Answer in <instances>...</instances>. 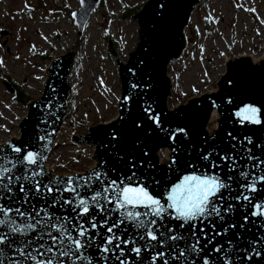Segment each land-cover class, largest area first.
Returning <instances> with one entry per match:
<instances>
[{
	"label": "water",
	"instance_id": "obj_1",
	"mask_svg": "<svg viewBox=\"0 0 264 264\" xmlns=\"http://www.w3.org/2000/svg\"><path fill=\"white\" fill-rule=\"evenodd\" d=\"M101 1L79 0L72 19L80 36ZM204 1L148 0L133 15L139 26V42L125 61L110 40L108 50L114 56L122 89L119 115L89 126L84 134L74 133V144L95 149V165L85 172L55 175L47 166L68 112L75 52L52 58L42 94L27 103L19 135L0 143V168L10 170L0 180V205L19 208L31 217L11 214L25 229L23 232L0 225V236L4 237L0 264H37L49 259L54 264H204L205 260L208 264H264V216L253 215L256 204L264 205V181L259 180L264 176V56L259 60L251 56L228 60L215 90L169 106L173 91L170 65L185 53L187 27ZM5 84L14 91L11 82ZM248 105L260 109V124L242 121L236 115ZM11 146L22 151L15 153ZM27 151L45 157L39 161L42 167L17 163ZM33 172L43 174L33 177ZM95 172L101 174L100 180L92 175ZM205 172L218 174L230 185L213 198L220 215L184 227L180 226L182 221L172 218L171 210L162 219L150 217L156 219L157 241L144 236L145 230L137 229L132 222L121 223L114 200L106 203L101 195L94 205L90 199L101 190V184L109 186L110 180L119 183L123 179L125 183L142 184L167 205L166 193L172 186L185 175ZM242 172L247 173L246 179ZM70 177L76 192L64 190ZM253 182L257 191H248ZM242 194L250 199H237ZM108 197L111 199L110 193ZM80 198L88 201V214L75 207ZM28 223L35 224V229L25 228ZM61 225L67 229L65 236L76 237L80 226L87 229L81 238L86 246L73 250L70 256H61L60 251L69 247L68 240L54 245L48 235L59 236ZM113 234L120 240H114L105 253L102 249ZM171 235L182 239L170 240ZM197 238L198 251L193 252L190 245ZM49 247L52 252L47 251ZM135 247L141 248L139 255L133 251Z\"/></svg>",
	"mask_w": 264,
	"mask_h": 264
},
{
	"label": "rangeland",
	"instance_id": "obj_2",
	"mask_svg": "<svg viewBox=\"0 0 264 264\" xmlns=\"http://www.w3.org/2000/svg\"><path fill=\"white\" fill-rule=\"evenodd\" d=\"M147 1L102 0L80 36L72 19L79 0H0V143L19 135L27 114V103L16 100L18 87L38 98L51 57L74 51L68 112L47 166L55 175L92 168L94 147L72 138L118 117L122 89L109 43L127 60L139 42L133 15ZM186 33L188 47L169 68L171 107L215 90L228 60L264 56V0H205ZM5 81L14 84L13 92Z\"/></svg>",
	"mask_w": 264,
	"mask_h": 264
},
{
	"label": "snow or ice",
	"instance_id": "obj_3",
	"mask_svg": "<svg viewBox=\"0 0 264 264\" xmlns=\"http://www.w3.org/2000/svg\"><path fill=\"white\" fill-rule=\"evenodd\" d=\"M83 3V0H81ZM238 117L241 118L242 121H247L252 124H260V109L258 107H254L252 105H248L243 107L239 112L236 113ZM12 151L15 153H20L22 149L20 147L11 146ZM45 159L42 157L38 152L34 151H27L25 156L22 160H18L17 163H23L26 165H38L39 161ZM207 159V157H205ZM227 159V157L225 158ZM15 167V164H13ZM215 167V165H213ZM10 171L7 168H0V180L3 179V173ZM42 172H33L32 176L35 177L36 175H42ZM95 176L97 180H100L101 174L99 172H95L92 174ZM106 175V174H105ZM241 176L245 179L247 178V173H241ZM90 176L88 179H91ZM17 180L20 177L16 178ZM28 179V177H25ZM231 179V178H229ZM11 181V178H9ZM131 180V177H129ZM259 180L264 181V176L259 177ZM109 186H103L101 184V190L98 191L95 195L91 196V201L94 205L98 204V198L103 195L106 203H111L113 200L115 201V208L117 211L121 212V223L124 220H128L133 223L134 227L137 229H144V236L148 237L151 241H157L158 236L156 235V219H149L150 217L155 218H163L166 213H169L172 218L182 221L183 223L180 225L184 227L185 225L192 224L193 222L200 220L201 218H207L212 215L219 216L220 215V208L217 207L216 203L214 202L213 198L218 197L221 190L230 187L218 174H208L205 172L203 175L199 174H188L185 175L178 183L171 187V189L166 193L167 198V205L161 202V199L152 195L149 190L143 186L142 184H133V183H125L123 179L120 180L118 183L117 181L110 180L108 182ZM121 185H123L121 187ZM242 187H244L242 185ZM23 187H21V191H23ZM36 190L39 191V181L36 184ZM46 190L51 192L52 188L46 186ZM60 189H58L59 191ZM68 192H76L77 188L73 186V178H68L66 183L65 189ZM248 191L255 192L257 191L255 182H253L247 188ZM110 193L111 199H109L108 194ZM244 199L249 200L250 198L247 195H241L237 197V199ZM68 203H72V201H67ZM76 208L82 209V214L89 213V203L87 200L80 198L78 203L75 205ZM103 207V206H101ZM255 212L253 215L257 216H264V205L256 204ZM144 209L143 212L138 211V209ZM15 212L17 215L24 217L29 216L30 214H26L21 212L19 208L12 209V208H5L3 205H0V225H9L10 231L12 232H23L25 229L19 227L14 219L12 218V213ZM51 219V217H49ZM59 219V218H57ZM36 225L28 223L25 225L27 229H35ZM63 231H60L59 236H52L51 233H48L50 238L53 241V244H63L65 238L69 242V247L66 249H62L60 251L61 256H70L73 252L79 251L81 248L86 246L85 242H82L83 237L86 236L87 229L80 226V230L78 231V235L73 237L71 234L65 236L67 229L64 228L63 225L60 226ZM92 227L95 228L96 224L93 222ZM108 231L111 233L112 228H109ZM172 231V229H169ZM164 233H161L163 235ZM142 239L144 237H141ZM89 239H91L89 237ZM170 240H178L182 239V237L177 235L169 236ZM114 240H120V237L113 234L110 236L103 247V252L107 253L111 249L109 248L110 245L113 244ZM127 241H125L126 243ZM134 243V241H132ZM4 243V237L0 236V244ZM199 239L197 238L195 244H191L190 248L193 252L198 251ZM119 247V244H117ZM220 248H217L216 251H220ZM48 252H52L53 249L49 247L47 249ZM133 251L139 255L141 252L140 247H135ZM40 255H44V253H40ZM163 253H159L158 256H163ZM181 255H183V250H181ZM33 259H35L33 257ZM37 264H54L53 259H49L47 261H37ZM62 264V262H61ZM121 264H125L124 261ZM167 264V261H165ZM204 264H208V261L205 260Z\"/></svg>",
	"mask_w": 264,
	"mask_h": 264
},
{
	"label": "trees",
	"instance_id": "obj_4",
	"mask_svg": "<svg viewBox=\"0 0 264 264\" xmlns=\"http://www.w3.org/2000/svg\"><path fill=\"white\" fill-rule=\"evenodd\" d=\"M53 57H51L50 60H52ZM15 87V86H14ZM32 98H28L26 97V94L23 92V90H21L19 87L17 89L16 92V100L19 101L20 103H28L29 100H31Z\"/></svg>",
	"mask_w": 264,
	"mask_h": 264
},
{
	"label": "bare ground",
	"instance_id": "obj_5",
	"mask_svg": "<svg viewBox=\"0 0 264 264\" xmlns=\"http://www.w3.org/2000/svg\"><path fill=\"white\" fill-rule=\"evenodd\" d=\"M262 56H263V53L261 54V56L259 57V59H261V58H262ZM259 59H257V60H259Z\"/></svg>",
	"mask_w": 264,
	"mask_h": 264
},
{
	"label": "flooded vegetation",
	"instance_id": "obj_6",
	"mask_svg": "<svg viewBox=\"0 0 264 264\" xmlns=\"http://www.w3.org/2000/svg\"><path fill=\"white\" fill-rule=\"evenodd\" d=\"M13 86H14V84H13Z\"/></svg>",
	"mask_w": 264,
	"mask_h": 264
},
{
	"label": "built area",
	"instance_id": "obj_7",
	"mask_svg": "<svg viewBox=\"0 0 264 264\" xmlns=\"http://www.w3.org/2000/svg\"><path fill=\"white\" fill-rule=\"evenodd\" d=\"M81 173V172H80Z\"/></svg>",
	"mask_w": 264,
	"mask_h": 264
}]
</instances>
